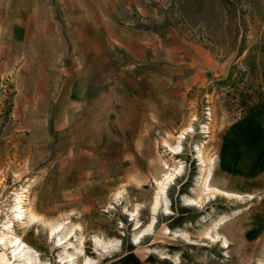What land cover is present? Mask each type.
<instances>
[{
    "label": "rangeland",
    "instance_id": "obj_1",
    "mask_svg": "<svg viewBox=\"0 0 264 264\" xmlns=\"http://www.w3.org/2000/svg\"><path fill=\"white\" fill-rule=\"evenodd\" d=\"M5 2L0 231L16 222L20 258L113 264L132 245L142 264H264V0H127L124 24L145 43L80 97L47 35L17 38ZM203 155L212 187L235 195L203 192ZM19 197L38 221L17 218ZM13 249L0 244V264L18 263Z\"/></svg>",
    "mask_w": 264,
    "mask_h": 264
},
{
    "label": "crops",
    "instance_id": "obj_2",
    "mask_svg": "<svg viewBox=\"0 0 264 264\" xmlns=\"http://www.w3.org/2000/svg\"><path fill=\"white\" fill-rule=\"evenodd\" d=\"M5 1L6 5L15 7V10L8 9L10 15L7 20L15 23L17 38L27 32L38 38L48 36L50 56L58 60L56 63L52 61L50 65L61 70L68 67L67 73H74L71 78L62 80L78 97L86 96L87 89H91L88 84L93 79H108L109 69L106 67L121 63L124 52H130L131 46L145 43L144 32L127 27L123 21L127 0ZM58 36H61L60 40L64 38L68 42L65 59L59 51ZM51 41L55 44L52 45ZM41 44V39L34 44L36 56L40 60L43 59L41 52H45ZM92 66L98 71V76L92 77Z\"/></svg>",
    "mask_w": 264,
    "mask_h": 264
},
{
    "label": "bare ground",
    "instance_id": "obj_3",
    "mask_svg": "<svg viewBox=\"0 0 264 264\" xmlns=\"http://www.w3.org/2000/svg\"><path fill=\"white\" fill-rule=\"evenodd\" d=\"M191 131H193V127L188 126L186 130H184L181 133H179V135L177 137L178 141H180L181 139H184V136H186ZM180 149H181V144L180 143L176 147L173 146V150H174L175 154L180 153ZM203 162L205 163V166L207 167L206 171L208 172L206 177L204 178V182H203V185H202L203 192H205V193L211 192V193H217V194L225 193V194L230 195V196L231 195H235V193L234 194L228 193L227 191H224V190H222L220 188L218 189L216 187H212V185H211V176H212L213 172H211V168H212V164H214L213 163V158L212 157H208L207 155H203ZM175 171H177V170H175V169L169 170V168H168V171H166L164 173V175L160 179L156 180L157 186L162 192L166 191L167 183L170 180H172L175 177V175L177 174ZM237 198H240V196L237 197ZM23 202H24V199H22L21 197H19L17 199L16 205H15V208H17V213H16L17 218L19 220H23V218H25L26 219L25 222L35 223L36 221H38L39 216H37V214L33 210L28 211V208L27 209L23 208V206H22ZM195 202H199V201H196L194 199H190L189 200V203H191V204H195ZM153 204H154V207H153L154 211H156L159 208V206L161 205L159 203L158 199H155ZM7 223H8V227L5 230L0 231V244L3 245V249L4 250L9 249V248H14L12 250V254H13L12 262L13 261L15 263L18 262L17 264H27V261L24 262L25 259L22 260L20 258V255L22 254L24 249L26 247H28V246H26L25 242H23V240L21 238H19V236L16 235V233H15V227L17 225L16 222H14L13 219H11ZM11 264H14V263H11ZM30 264H34V262L30 263Z\"/></svg>",
    "mask_w": 264,
    "mask_h": 264
},
{
    "label": "trees",
    "instance_id": "obj_4",
    "mask_svg": "<svg viewBox=\"0 0 264 264\" xmlns=\"http://www.w3.org/2000/svg\"><path fill=\"white\" fill-rule=\"evenodd\" d=\"M127 250L128 251L113 264H142L139 258L134 254L132 245L128 246ZM146 261L152 262L154 259L151 256H148Z\"/></svg>",
    "mask_w": 264,
    "mask_h": 264
}]
</instances>
